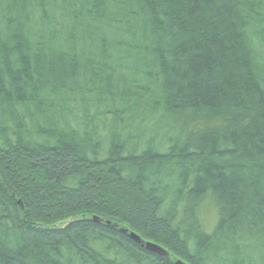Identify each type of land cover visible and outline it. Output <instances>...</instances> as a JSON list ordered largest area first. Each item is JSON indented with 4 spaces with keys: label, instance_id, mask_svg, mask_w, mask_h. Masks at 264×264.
<instances>
[{
    "label": "trees",
    "instance_id": "trees-1",
    "mask_svg": "<svg viewBox=\"0 0 264 264\" xmlns=\"http://www.w3.org/2000/svg\"><path fill=\"white\" fill-rule=\"evenodd\" d=\"M176 262L264 264V0H0V264Z\"/></svg>",
    "mask_w": 264,
    "mask_h": 264
},
{
    "label": "water",
    "instance_id": "water-1",
    "mask_svg": "<svg viewBox=\"0 0 264 264\" xmlns=\"http://www.w3.org/2000/svg\"><path fill=\"white\" fill-rule=\"evenodd\" d=\"M130 236H131V238H133L136 241L139 240V237L137 235L133 234V233H130ZM145 245H146V247H148V248H150L152 250L164 253V251L160 247L155 245V244H152L150 242H146ZM176 263L179 264L178 262H176Z\"/></svg>",
    "mask_w": 264,
    "mask_h": 264
}]
</instances>
